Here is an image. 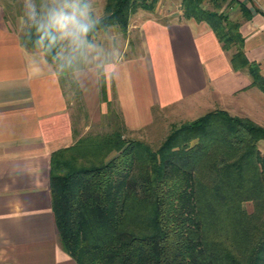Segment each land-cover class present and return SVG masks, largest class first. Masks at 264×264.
Segmentation results:
<instances>
[{
	"label": "trees",
	"instance_id": "obj_1",
	"mask_svg": "<svg viewBox=\"0 0 264 264\" xmlns=\"http://www.w3.org/2000/svg\"><path fill=\"white\" fill-rule=\"evenodd\" d=\"M203 1L182 0L181 16L207 22L223 47L233 49V68L247 71L264 91V76L245 52L241 22L204 8ZM138 6V0H107L97 31L117 26L127 33ZM242 11L247 17L248 9ZM35 40L21 36L32 50ZM59 76L81 102L77 82L69 75L66 86ZM103 77L102 97L109 101ZM113 113L109 101L103 118L114 125L111 131L88 132L52 154L50 189L63 249L78 264H264L258 146L264 126L216 109L173 128L154 148L127 136L135 130L120 109Z\"/></svg>",
	"mask_w": 264,
	"mask_h": 264
},
{
	"label": "crops",
	"instance_id": "obj_2",
	"mask_svg": "<svg viewBox=\"0 0 264 264\" xmlns=\"http://www.w3.org/2000/svg\"><path fill=\"white\" fill-rule=\"evenodd\" d=\"M248 1L252 7H246L240 31L248 58L264 76V0ZM139 29L144 55L121 58L116 75L105 77L108 100L114 90L129 129L149 125L159 110L192 97L200 104L213 99L212 110L264 126V91L247 71L233 68V49L223 47L207 22L181 18ZM141 75L149 93L138 86ZM79 86L83 115L90 124L100 122L108 111L101 84L95 80L90 100ZM73 95L55 63L25 47L0 12V264H78L61 245L50 189L52 154L78 139Z\"/></svg>",
	"mask_w": 264,
	"mask_h": 264
},
{
	"label": "rangeland",
	"instance_id": "obj_3",
	"mask_svg": "<svg viewBox=\"0 0 264 264\" xmlns=\"http://www.w3.org/2000/svg\"><path fill=\"white\" fill-rule=\"evenodd\" d=\"M106 1L107 0H93L95 13L99 17L104 15ZM22 2L23 0H0V12L4 13L5 21L10 26L15 28L19 32L20 36L24 34L19 29L18 25V18L22 12ZM138 3L139 6L136 12H134L130 17L127 33L121 31V29L117 26L110 27L107 30L98 31L99 37L102 39V41L104 39L115 41V49L118 53L116 62L121 58L139 59L144 55V37L142 36L143 33L140 32L139 29L141 24L153 21L166 24L168 22H174L183 18V16H181L183 13L181 8L182 0H138ZM202 5L208 10L220 11L224 16L230 18V20L234 22H241V19H244V13L242 11L243 6L247 8L252 7L251 2L248 0H204ZM36 50H38V48H36ZM134 65H137V62H135ZM61 76L66 86L69 85V75L61 74ZM103 78V75L90 73L83 79L82 82H77L75 79L74 80L78 85L83 87L88 99L90 100L93 96V93L95 92L93 87L95 80L99 85L101 84L102 91ZM140 80L141 84L139 83V88L142 86L144 94L149 93L148 82L142 77V75L140 76ZM72 92L75 94L73 90ZM73 98L75 99L76 96ZM109 98L110 103H112V108L115 110V113L112 115H120L114 90L109 93ZM109 101H104L105 106L106 104L108 105ZM212 103H214L213 99H211L208 103L205 101L204 104H200L198 98L195 99L194 97L186 99L183 102H177V104L174 105L170 111L160 112L159 110L160 113L158 112V115H154V120L152 123L139 130L127 133V136L142 139L151 144L152 147L157 148L173 128L186 123H191L192 121L210 112L212 110ZM80 105L81 102L75 99L74 107L79 114L76 115L77 119L75 122L77 130L79 131V135L77 136L78 138L88 132L92 134L104 133L109 132L114 128V125H110L104 120V118H102L100 122L90 124L89 117L86 118L85 115H83L85 111L80 108ZM191 107L193 108L191 109ZM112 118V121L119 124L118 116H113ZM87 124H89L88 127H86ZM258 146L261 152L264 154V140H261ZM252 208L253 207L251 203H249V211H251Z\"/></svg>",
	"mask_w": 264,
	"mask_h": 264
},
{
	"label": "clouds",
	"instance_id": "obj_4",
	"mask_svg": "<svg viewBox=\"0 0 264 264\" xmlns=\"http://www.w3.org/2000/svg\"><path fill=\"white\" fill-rule=\"evenodd\" d=\"M93 0H23L19 29L51 55L58 73L77 82L90 73L112 78L118 71L115 41L102 39Z\"/></svg>",
	"mask_w": 264,
	"mask_h": 264
}]
</instances>
